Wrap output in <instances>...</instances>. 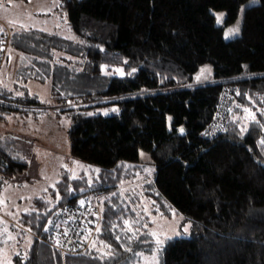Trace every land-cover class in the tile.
<instances>
[{
  "label": "trees",
  "instance_id": "trees-1",
  "mask_svg": "<svg viewBox=\"0 0 264 264\" xmlns=\"http://www.w3.org/2000/svg\"><path fill=\"white\" fill-rule=\"evenodd\" d=\"M247 1L60 0L85 52L79 72L100 75L101 66H124L131 75L111 78L103 92L52 91L69 104L57 114L72 121V158L99 173L90 181L64 169L61 180L32 200L19 222L38 235L15 264H127L134 238L126 235V222L133 212L121 193L149 174L144 189L155 210L166 216L175 210L192 222L191 237L167 240L164 264H264V0L246 8L242 34L233 40L224 38L225 25L212 11L225 10L226 24L234 23ZM36 60L23 56L18 73L26 68L28 74H17L11 89L0 85V122L44 112L25 86ZM205 67L209 79L197 81ZM227 89L235 93L226 128L205 137ZM113 105L118 113H95ZM244 107L255 123L244 118ZM140 151L151 155V169ZM28 169L19 138L0 136V192ZM91 193L106 196L104 221L91 242L86 233L71 243L74 251L62 253L45 240L49 218ZM100 244L111 246H104L111 258L99 254Z\"/></svg>",
  "mask_w": 264,
  "mask_h": 264
},
{
  "label": "rangeland",
  "instance_id": "rangeland-1",
  "mask_svg": "<svg viewBox=\"0 0 264 264\" xmlns=\"http://www.w3.org/2000/svg\"><path fill=\"white\" fill-rule=\"evenodd\" d=\"M259 2L260 0H248L240 7L235 22L230 24L225 22L227 17L225 10H212L215 16L223 14L221 21L218 23L216 18V22L218 25H225L226 40L241 36L246 8L257 5ZM59 5L60 0H0V22L12 31L9 35L7 51L3 53L4 61L0 64V85L11 89L9 87L15 85L17 74L19 76L28 74L26 68L18 73V68L21 66L19 57L27 58L29 55L37 59V62L29 67L34 68L35 73L32 74L34 79H29L26 86L30 94L44 106V112L38 119L22 120L20 115L15 114L6 122H0V136L6 134L18 137L29 158L28 171L15 181L6 180L0 192V264H15L16 257L27 255L35 235L38 234L23 227L19 218L23 212L32 208L34 198L42 196L49 187H53L61 180L64 169H68L71 178L85 176L90 181L99 173L96 171L99 170L98 166L85 164L72 158L69 138L72 121L65 113L57 114L60 107H66L69 104L53 96L52 91H57L58 96L68 93L103 92L108 88L111 78L131 75L124 66H106L107 75L104 72L100 75L79 72L84 69L82 57L85 52L73 34L67 15L59 10ZM237 26L240 31L234 34L231 30ZM73 68L78 71L75 73ZM116 68L121 69L124 75L115 72ZM78 72L82 74L78 75ZM209 77V70L205 67L195 79L201 82ZM74 87L75 89L72 90ZM113 108L116 109L117 105L110 108H98L95 113L107 112V115L118 113L113 112ZM150 157L148 152L140 151V159L148 166L147 170L151 166ZM151 178L149 174L142 178L138 185L133 186L136 188H125L121 193L123 199L131 205L130 210L133 212L132 220L127 223L126 235H133L134 245L131 247L127 264H164L163 253L167 240L193 235L192 222L185 216L175 210L170 213V216L155 210L154 202L146 196L144 189ZM89 196L98 197L100 207L102 206L100 217L97 216L99 220L91 228L93 233L100 229L104 221L106 196L102 193H91ZM80 201L82 198L79 199ZM73 204L75 203L61 208ZM60 209H57L55 213ZM55 213L49 218L46 233L49 232L50 222L54 219ZM125 232L126 230L120 235ZM90 238L91 236H89L91 242L94 238L92 240ZM157 238L161 241L160 245L156 243ZM104 246L101 244L98 246L97 251L100 255L108 252Z\"/></svg>",
  "mask_w": 264,
  "mask_h": 264
},
{
  "label": "built area",
  "instance_id": "built-area-1",
  "mask_svg": "<svg viewBox=\"0 0 264 264\" xmlns=\"http://www.w3.org/2000/svg\"><path fill=\"white\" fill-rule=\"evenodd\" d=\"M0 29H2L0 31V49H2L0 50V64H2L5 58L3 53L7 51L9 35H11L12 31L1 22ZM234 93V89H227L220 95L215 119L205 133V137L208 134L215 135L226 128V123L234 104ZM261 101L264 107V97H262ZM82 201H84L83 206L79 202L78 204L61 208L55 213L54 219L50 222L49 232H47L45 240L62 253L74 251L75 246L71 247V243L84 238L85 236L83 235L86 233L92 238L93 233L89 234V232L92 226L96 225L99 220L97 216L100 217L102 206L100 207L98 197L92 198V196H86Z\"/></svg>",
  "mask_w": 264,
  "mask_h": 264
},
{
  "label": "snow or ice",
  "instance_id": "snow-or-ice-1",
  "mask_svg": "<svg viewBox=\"0 0 264 264\" xmlns=\"http://www.w3.org/2000/svg\"><path fill=\"white\" fill-rule=\"evenodd\" d=\"M222 15H223V14H216V18H217V22H218V23L221 21ZM0 31H2V29H0ZM231 31H232L234 34H238L239 31H240V29H239V27L237 26V27H235L234 29H232ZM0 50H2V49H0ZM101 50H102V49H101ZM124 63H127V61H124ZM114 71L117 72V73H120L121 75H124L123 71H122L121 69H119V68H116ZM133 71H135V69H133ZM202 71H203V70H202ZM101 72H104L105 75L108 74V73L106 72V66H101ZM197 80H199V77H197ZM20 95H22V94H20ZM237 95H239V93H237ZM112 111H113V112H118V109L113 108ZM242 111H243V113H245V117H244V118H245L246 120H248L250 123H255V122H256V115H255V113H254L250 108H248V107H244V108H242ZM104 114L107 115L108 113L105 112ZM88 115H92V113H88ZM261 115H264V110H261ZM246 130H247L246 128H242V129H241V131H246ZM181 131H183V130H181ZM259 144H260L261 146H264V139H261V140L259 141ZM141 155H143V153H141ZM96 171L98 172L99 170L97 169ZM80 204H81V206H83L84 201H80ZM127 226H128V224H127V222H126V227H127ZM45 231H47V229H45ZM98 231H99V230H98ZM65 235H67V233H65ZM153 236H155V233H153ZM57 243H59V242H57ZM156 243H157V245H160V244H161V241L157 238V239H156ZM105 247L108 248L109 250H110V248H111L110 245H105ZM158 250H159V249H158ZM125 251H130V249H125ZM17 255H19V253H17ZM102 255L111 258V252H110V251H109V252H106V253H103ZM136 255H141V253H136ZM153 259L155 260V257H154Z\"/></svg>",
  "mask_w": 264,
  "mask_h": 264
},
{
  "label": "crops",
  "instance_id": "crops-1",
  "mask_svg": "<svg viewBox=\"0 0 264 264\" xmlns=\"http://www.w3.org/2000/svg\"><path fill=\"white\" fill-rule=\"evenodd\" d=\"M23 58V57H22ZM22 58H21V56L19 57V63H21V61H22ZM19 69V68H18ZM16 81H17V77H16ZM28 82V81H27ZM16 83V82H15ZM27 84V83H26ZM14 85V84H13ZM13 85L11 86V87H9V88H12L13 87ZM26 86V85H25ZM27 87V86H26ZM27 89H28V87H27ZM29 90V89H28ZM28 118H22V120H27ZM31 119H34V118H31ZM38 119V118H37Z\"/></svg>",
  "mask_w": 264,
  "mask_h": 264
}]
</instances>
